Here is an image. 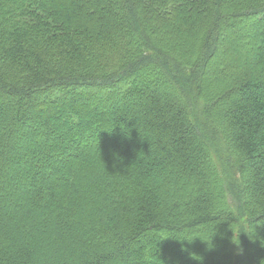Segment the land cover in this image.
Segmentation results:
<instances>
[{
	"label": "trees",
	"instance_id": "1",
	"mask_svg": "<svg viewBox=\"0 0 264 264\" xmlns=\"http://www.w3.org/2000/svg\"><path fill=\"white\" fill-rule=\"evenodd\" d=\"M0 264H264V0H0Z\"/></svg>",
	"mask_w": 264,
	"mask_h": 264
},
{
	"label": "rangeland",
	"instance_id": "2",
	"mask_svg": "<svg viewBox=\"0 0 264 264\" xmlns=\"http://www.w3.org/2000/svg\"><path fill=\"white\" fill-rule=\"evenodd\" d=\"M250 29H251V26H249L248 27V30L250 31ZM242 30H244L243 29V27H240V33H242L243 31ZM100 110V109H99ZM30 130L31 129H29V128H26V130H25V132L27 133V134H29L30 133ZM45 135V134H44ZM46 143H48V142H46ZM86 143V140H85V142H83V144H85ZM36 145V148L37 149H40V146H46V148L48 149V146L46 145V144H42L41 142H39V143H37V144H35ZM73 147H74V145H69L68 147H67V149L69 150V149H73ZM16 150L23 156V157H27L28 155H30V151L29 150H27L26 149V145H22V146H17L16 147ZM31 151H33V153L35 152V150L33 149V150H31ZM21 168V170H23V169H26L25 168V166H21L20 167ZM17 171H20V169L18 168L17 169Z\"/></svg>",
	"mask_w": 264,
	"mask_h": 264
}]
</instances>
